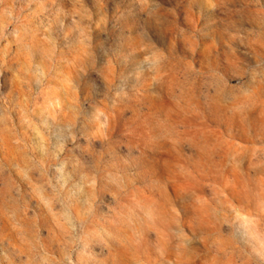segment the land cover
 <instances>
[{
  "label": "clouds",
  "instance_id": "9594fccd",
  "mask_svg": "<svg viewBox=\"0 0 264 264\" xmlns=\"http://www.w3.org/2000/svg\"><path fill=\"white\" fill-rule=\"evenodd\" d=\"M0 264H264V0H0Z\"/></svg>",
  "mask_w": 264,
  "mask_h": 264
}]
</instances>
